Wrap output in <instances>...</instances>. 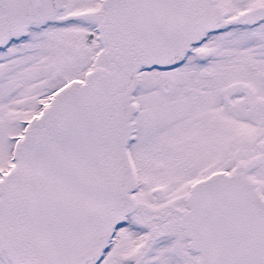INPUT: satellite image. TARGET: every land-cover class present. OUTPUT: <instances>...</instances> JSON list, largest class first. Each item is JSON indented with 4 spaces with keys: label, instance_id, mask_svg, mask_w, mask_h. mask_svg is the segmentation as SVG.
<instances>
[{
    "label": "snow or ice",
    "instance_id": "6c2138e0",
    "mask_svg": "<svg viewBox=\"0 0 264 264\" xmlns=\"http://www.w3.org/2000/svg\"><path fill=\"white\" fill-rule=\"evenodd\" d=\"M0 264H264V0H0Z\"/></svg>",
    "mask_w": 264,
    "mask_h": 264
}]
</instances>
